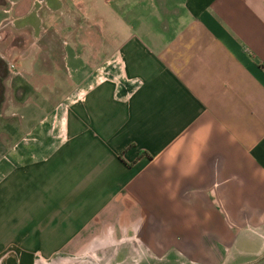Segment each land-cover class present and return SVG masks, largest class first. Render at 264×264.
Listing matches in <instances>:
<instances>
[{
  "label": "crops",
  "instance_id": "crops-1",
  "mask_svg": "<svg viewBox=\"0 0 264 264\" xmlns=\"http://www.w3.org/2000/svg\"><path fill=\"white\" fill-rule=\"evenodd\" d=\"M177 1L172 35L31 73L0 134V264H264V0ZM64 3L0 0V30L32 55Z\"/></svg>",
  "mask_w": 264,
  "mask_h": 264
},
{
  "label": "rangeland",
  "instance_id": "rangeland-1",
  "mask_svg": "<svg viewBox=\"0 0 264 264\" xmlns=\"http://www.w3.org/2000/svg\"><path fill=\"white\" fill-rule=\"evenodd\" d=\"M183 18V9L177 0H65L63 9L48 19L46 32L31 50L32 55L27 50L28 36L5 37V30H0L1 51L6 53L14 45L15 55L28 53L23 75L19 73L13 80L0 84V134L5 136L19 129L11 119L15 112L11 108L13 103L28 104L39 98L32 84L35 69L47 71V79L56 80L57 75L63 76V58L71 51L81 55L87 67L98 66L114 53L116 42L129 31L136 29L140 33L146 27L148 32L169 36ZM52 95L53 99L57 96L56 92L47 96Z\"/></svg>",
  "mask_w": 264,
  "mask_h": 264
}]
</instances>
